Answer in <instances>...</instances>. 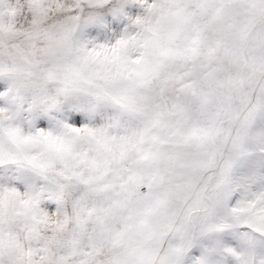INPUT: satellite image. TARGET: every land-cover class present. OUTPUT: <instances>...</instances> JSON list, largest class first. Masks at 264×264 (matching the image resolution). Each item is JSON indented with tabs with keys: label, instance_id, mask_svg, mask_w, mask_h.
I'll list each match as a JSON object with an SVG mask.
<instances>
[{
	"label": "snow or ice",
	"instance_id": "1",
	"mask_svg": "<svg viewBox=\"0 0 264 264\" xmlns=\"http://www.w3.org/2000/svg\"><path fill=\"white\" fill-rule=\"evenodd\" d=\"M0 264H264V0H0Z\"/></svg>",
	"mask_w": 264,
	"mask_h": 264
}]
</instances>
